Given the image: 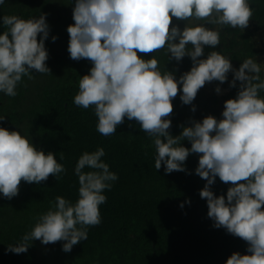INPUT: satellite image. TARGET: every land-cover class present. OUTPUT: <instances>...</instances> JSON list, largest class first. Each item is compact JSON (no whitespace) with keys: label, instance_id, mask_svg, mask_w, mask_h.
I'll use <instances>...</instances> for the list:
<instances>
[{"label":"clouds","instance_id":"1","mask_svg":"<svg viewBox=\"0 0 264 264\" xmlns=\"http://www.w3.org/2000/svg\"><path fill=\"white\" fill-rule=\"evenodd\" d=\"M4 3L0 0V5ZM46 16L2 17L6 30L0 34V92L9 97L17 95L23 77L33 79V71L51 74L46 64L45 40L50 31ZM252 16L248 0H75L74 24L67 27L70 58L92 63L89 73L79 80L73 103L83 109L94 106L96 130L101 135L115 134L125 117L135 120L154 138L155 168L163 164L166 174L187 172L186 159L199 154L195 174L207 182L199 195L207 201L208 217L215 228L245 241L250 253L233 252L226 264H264V98L259 95L264 91V65L247 58L235 69L219 51L198 58L205 46L215 48L221 43L225 27L242 31ZM173 18L185 22V27L173 25ZM56 39L52 37L53 42ZM159 50L178 63L188 56L193 66L177 80L173 72H161L155 57L138 56V52ZM229 72L233 73L229 87H237V81L240 84L236 97L224 102L223 119L208 115L202 121L192 120L191 126L180 125V135H171L169 117L178 93L184 105H192L206 83L223 84ZM215 92L219 94L221 88L217 86ZM191 110L196 111L194 105ZM4 119L0 116V121ZM184 140L191 143L190 148L181 144ZM59 155L62 160L63 152ZM104 156L103 148L84 152L75 166L78 200L73 204L57 196L21 243L8 245L6 251L26 253L29 241L40 240L44 245L65 241L62 251L68 253L87 240L88 227L101 223L99 206L107 200L103 191L118 179L101 159ZM85 168L93 171L84 172ZM64 171L52 152L37 150L20 131L0 127V193L4 198L17 196L21 181L40 184L50 175L57 180ZM216 177L231 184L226 197L211 190Z\"/></svg>","mask_w":264,"mask_h":264},{"label":"trees","instance_id":"2","mask_svg":"<svg viewBox=\"0 0 264 264\" xmlns=\"http://www.w3.org/2000/svg\"><path fill=\"white\" fill-rule=\"evenodd\" d=\"M249 3L253 8L255 25L264 29V0H249ZM42 13L47 14L50 28L45 48L48 52L46 64L51 74L33 71L31 75H49L53 79L39 89L27 113L21 114L19 107L26 95L28 77H23L17 85L15 97L0 92V116L5 117L0 121V127L12 131L11 127L27 121L36 140V149L45 154L52 152L65 171L57 180L50 175L40 184L21 181L19 194L11 200L0 193V264H226L233 252L250 255L245 241L227 233L224 228L213 226V220L207 215V203L205 208L203 205L199 207V213L192 214L187 209L189 194L202 200L201 204L206 201L199 195L206 180L195 174L196 164L188 165L187 172L166 174L163 164L157 170L154 138L142 131L138 122L125 117L116 133L105 137L96 130L98 118L94 106L83 109L73 103L79 91V80L89 73L92 63L86 59L76 61L70 58L67 27L74 24L72 15L57 13L38 0H5L0 5V34L6 30L2 20L4 15L28 20L39 18ZM223 30L221 43L215 48L205 46L204 55L198 59H206L211 51H219L230 58L235 69L247 58L257 62L261 51L255 47L250 33L230 26ZM53 36L57 37L54 42ZM138 56L145 60L155 57L161 72H173L177 80L193 66L188 56L179 63L174 59L168 60L164 50L148 54L138 52ZM227 75L228 80L223 84L214 82L229 87L232 72ZM261 77L264 79L263 73ZM236 84L237 87H231L223 96V105L226 100L236 97L240 82ZM180 94L172 101L174 110L170 117L174 122L168 130L171 135L175 136L174 130L181 133L180 125L186 123V126H191L192 120L202 121L208 115L220 120L217 111L208 107L200 110V101L196 98L192 105H184ZM259 95L264 98V91ZM193 105L195 112L191 110ZM98 148L104 149L105 156L101 159L118 179L110 182V190L103 191L107 200L99 206L101 223L88 227L87 240L74 245L68 253L62 251L65 241H58L52 254L39 256L36 240L29 241L31 245L26 253L7 252L8 245L21 243V238L31 231L39 216L55 203L57 196L73 204L78 200L76 163L84 152L92 153ZM83 171L93 169L85 168ZM214 184L216 196L226 197L231 184L223 183L219 177Z\"/></svg>","mask_w":264,"mask_h":264},{"label":"rangeland","instance_id":"3","mask_svg":"<svg viewBox=\"0 0 264 264\" xmlns=\"http://www.w3.org/2000/svg\"><path fill=\"white\" fill-rule=\"evenodd\" d=\"M40 3L46 4L48 8H53L57 13H61L63 15H72V11L74 8V3H71L67 0H38ZM249 2V0H248ZM173 25H177L181 30L185 27V22L183 21H177L175 18H173ZM205 27L208 28H213L214 26L212 25H207L205 24ZM243 31L250 33L253 43L255 47L261 51L260 55L257 57V63H260L264 65V29H260L255 25V22L251 18L249 21V25L247 28H245ZM221 32H224L222 30ZM189 48L191 45L188 46ZM261 73L264 74V71ZM55 77V76H54ZM53 79V76H37L33 77V79H30L29 82L27 83V89H26V95L23 99L21 107H19V112L22 113H27L33 103L34 96L38 93L39 89L43 87L45 84H47L49 81ZM233 79V73H232V78L230 81ZM219 86L221 88V92L218 94L215 92V88ZM231 87H226V86H220L217 85L214 81L211 83H206L204 87H202L196 96V99L200 101V106L199 109H204L206 107L215 110L218 112L219 118L223 119L222 117V112L224 110V105L222 102L223 96H225L229 91ZM171 119V126L173 125V117H169ZM186 123H184V126ZM12 131H20L22 135L27 136L32 144L34 145L36 140L32 134V129L30 128V125L27 121L23 122L20 126L16 127H11ZM178 130H174L175 136L180 135ZM181 144L184 147L190 148L191 143L186 140V142H181ZM198 161H199V154H190L188 158L185 161V168H187L188 165H197L198 166ZM207 183V182H206ZM215 184L211 185V190L215 194ZM192 193V191H191ZM216 195V194H215ZM190 201V203L188 202ZM186 202V207L189 209V212L194 214V213H199V207L201 205L204 206L207 203H202L198 200L197 197H195L193 194H189V199ZM207 206V205H206ZM202 210V209H201ZM36 247H37V253L39 256H46L52 254L56 248L57 244L56 243H50L48 245H44L41 243L40 240H36Z\"/></svg>","mask_w":264,"mask_h":264}]
</instances>
